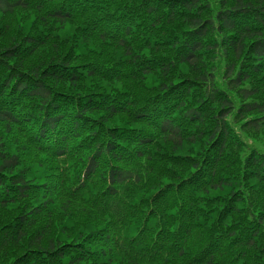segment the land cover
Here are the masks:
<instances>
[{
	"label": "trees",
	"instance_id": "16d2710c",
	"mask_svg": "<svg viewBox=\"0 0 264 264\" xmlns=\"http://www.w3.org/2000/svg\"><path fill=\"white\" fill-rule=\"evenodd\" d=\"M242 132L264 0H0V264H264Z\"/></svg>",
	"mask_w": 264,
	"mask_h": 264
},
{
	"label": "rangeland",
	"instance_id": "374dc122",
	"mask_svg": "<svg viewBox=\"0 0 264 264\" xmlns=\"http://www.w3.org/2000/svg\"><path fill=\"white\" fill-rule=\"evenodd\" d=\"M222 66V64H221ZM242 139L250 142V145H253V146H257L258 147V150L262 153L263 151V148H264V139L263 138H252L251 135L247 132H242ZM24 226V225H22ZM56 230H59L57 228H55ZM20 232H21V228H20ZM15 242V240H12L10 243H6L2 250L4 252V254L2 256H0V262L2 261V259L6 258L8 255H11V254H15V252L13 251H9V248L11 247L10 245ZM11 257H14L13 255H11Z\"/></svg>",
	"mask_w": 264,
	"mask_h": 264
}]
</instances>
